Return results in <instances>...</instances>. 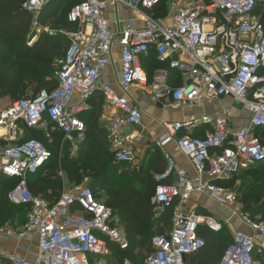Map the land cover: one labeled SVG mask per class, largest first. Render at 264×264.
Returning a JSON list of instances; mask_svg holds the SVG:
<instances>
[{
	"label": "built area",
	"instance_id": "obj_1",
	"mask_svg": "<svg viewBox=\"0 0 264 264\" xmlns=\"http://www.w3.org/2000/svg\"><path fill=\"white\" fill-rule=\"evenodd\" d=\"M51 1L27 0L22 8L36 18ZM163 1L84 0L68 15L77 26L75 31L36 24L30 44L41 35H64L69 46L57 61L55 89H42L0 109V179H19L8 192V200L29 208L20 235H38L34 262L0 253V264H91L90 259L110 253V244L129 250L130 242L118 228L112 209L96 197L89 178L55 202L30 192L28 176L37 174L52 153L44 142L24 137L26 129L40 130L52 144L53 124L64 143L77 146L87 132L81 116L91 110V98L101 93L109 109L112 164H134L136 148L145 139L136 130L144 120L134 100L136 88L148 91L165 110L195 108L227 98L249 114L248 123L238 129H231L228 111L162 122L164 132L157 147L165 150L175 143L196 176L177 168L175 158L166 153L167 169L154 176L153 203L155 219L173 209L171 228L152 237L153 252L143 264H190L191 257L206 247L201 231L221 233L233 220L249 230H235L218 264H264V221L245 211L236 190L217 184L264 163V25L256 14L264 0H168V16L154 18L149 12ZM119 5L131 10L143 26L126 22L116 33L107 13ZM116 43L121 46L122 77L113 86L102 78L113 62ZM152 49L169 68L158 69L150 80L143 60ZM171 70L179 74L180 85H172ZM127 128L133 130L127 132ZM201 128H207L205 137L194 136ZM196 195L210 198L231 216L187 210ZM122 264L134 263L124 258Z\"/></svg>",
	"mask_w": 264,
	"mask_h": 264
},
{
	"label": "trees",
	"instance_id": "obj_2",
	"mask_svg": "<svg viewBox=\"0 0 264 264\" xmlns=\"http://www.w3.org/2000/svg\"><path fill=\"white\" fill-rule=\"evenodd\" d=\"M27 0H0V100L19 95L27 96V90L34 91V95L42 89L53 90L57 86L55 78L56 61L63 55L69 40L64 35L50 37L41 35L38 41L32 46L29 45L34 37L33 16L23 11V4ZM84 0H52L50 4L40 13L39 21L50 18L54 20L55 29H66L75 31L77 26L70 23L68 15L72 8ZM260 5L256 14L259 15ZM68 14L63 15L66 10ZM154 18L162 19L168 16V0L158 6L154 11L149 12ZM264 25V15L262 21ZM62 27V28H60ZM150 80L155 71L160 68H169L157 60V53L152 49L150 55L143 60ZM172 85L181 84L179 74L171 70ZM28 81V84H26ZM91 110L81 116L87 126L86 137L79 144L80 159L78 164L72 166V171L77 174L84 171L87 166L84 161L95 166H99L98 174L87 173L90 178L89 186L99 199L101 193L108 191L107 203L113 205V214L119 215L122 219L130 248L121 251L116 245L110 244V248L115 258L120 263L124 258L131 261L136 260L134 250L144 246L156 233H163L171 227L173 209L166 210L159 219H154L155 205L151 202L156 192L157 183L150 182L151 167L159 173L165 171L160 154H155L150 169H145L137 177L123 175L120 167L112 164L113 154L108 141V131L99 122L103 113L105 101L101 93H96L89 101ZM53 126V124H52ZM53 143L50 144L43 131L26 129L25 140L36 138L44 142L52 153L50 161L35 175L27 178L30 192L34 196L42 195L49 202H55L61 197L63 192V179L58 175V165L54 164L53 149L59 150L63 140V135L58 130L53 131ZM87 150V152H83ZM65 158H62V167L65 165ZM109 164V166H107ZM255 170L253 178L256 187L260 188V199L264 202V163H261L250 170ZM246 171V172H248ZM240 175L234 177L237 179ZM83 173V172H82ZM258 178V179H257ZM227 183L217 182V184L230 187ZM72 181L74 177H72ZM19 183V179L3 177L0 179V227L10 220L16 213H22L24 206L13 205L8 200V192ZM79 184H74L77 186ZM250 186V185H249ZM247 188L248 184L244 183ZM233 188V187H230ZM238 193L240 201L244 204V209H252L251 201H243L242 193L233 188ZM2 193V194H1ZM55 198V199H54ZM54 199V200H53ZM108 206V204H106ZM252 205V206H251ZM109 207V206H108ZM110 208V207H109ZM252 215L260 216L264 221V203L253 208ZM229 230L225 228L221 233H213L209 230H202L201 235L206 241V247L199 254L191 257V263L195 264H218L224 254L228 243ZM151 252L152 246H151Z\"/></svg>",
	"mask_w": 264,
	"mask_h": 264
},
{
	"label": "crops",
	"instance_id": "obj_3",
	"mask_svg": "<svg viewBox=\"0 0 264 264\" xmlns=\"http://www.w3.org/2000/svg\"><path fill=\"white\" fill-rule=\"evenodd\" d=\"M107 15L111 21L112 29L116 33H119L122 30L126 22H132L133 25L138 28L143 26V23L140 21V18L138 19V17L131 10H129L128 8L122 5L111 8L108 11ZM39 17L40 15L35 18V24H38L43 27H50L52 29H55L54 20H51L50 18H46L40 22ZM58 30H66V29H58ZM35 42H37V40ZM33 44L29 43L30 46H32ZM68 46L69 45H67L65 52ZM120 53H121V46L118 43H116L113 47V52H112L113 62L103 73L102 81L106 84L117 86L119 81L121 80L122 66H121ZM133 96H134V100L138 102L144 114L143 126L137 128L136 130L138 132L143 133L145 135V139L136 148V156H137L136 162L134 164H123L121 166H118L120 167V172L123 169H126V170L132 169L134 172L140 173L143 170L148 169L152 161L155 160L154 158L155 154L161 155L160 158L162 159L164 169L166 170L168 167V163L166 159V153H167L175 158L177 168H184L188 171L191 177H195L196 172L194 168L192 167L190 161L185 156H183L177 151L175 143H171L170 145H168L165 148V150L159 149L157 147L156 141L164 132L162 128V122L182 120L188 116H193V115L197 117H202L205 115L215 116V115L224 113V111L229 112V117L231 118V123H230L231 129H238L241 126L246 125L249 120V114L244 112L241 109V107L237 106L233 102V100L227 99V98L222 99L221 101L211 103V104H204L202 106H198L195 108H186V109H180V110H173V109L165 110L163 109L160 103H156L152 100V97L148 91H142L136 88L134 90ZM78 101L79 99L76 98L75 102H78ZM108 114H109V109H107L104 106L103 113L100 116L99 122L106 130L108 129V123L106 121V117ZM51 129H52V132L56 131V129H54L52 124H51ZM132 130L133 129L131 128H127V132H131ZM206 131H207V128L198 129L197 131L194 132V136L203 138L205 137ZM79 144L77 146H79ZM246 171H243V172H246ZM150 172L154 174V176L159 173V171H156L152 167H151ZM174 180H175V175L170 179V182H173ZM70 190L71 188L69 190H66V191L64 190V191L68 192ZM154 196H153V199H154ZM38 197L43 198L42 195ZM218 207L219 206L210 198L205 197V196L196 195L192 198V201L186 207V209L189 211L194 210L197 212L201 210L207 211L206 213H203V214L213 213L216 215L231 216L229 210L224 209L226 212L220 213L217 210ZM25 212L27 214L29 213V208L27 206H24V211L22 213H25ZM19 216H20V213H16L15 215H13V217L10 220H8L4 225L0 227V253H3L7 257H18L21 259H25L29 262H34L36 259L37 250H38V235L35 233H26L24 235H20V233H22L23 231L24 226L15 228V226L13 225L16 223V220L18 219ZM257 218L262 219V217L260 216H257ZM118 228L128 238L124 226L118 225ZM8 229L13 230L14 234L8 235L6 233V230ZM238 229H244L247 231L249 230L246 226L242 225L236 220H233L232 225L228 228V230L231 232L232 239H233V234L235 230H238ZM94 259L95 258L90 259L91 262ZM189 263L192 264L191 259Z\"/></svg>",
	"mask_w": 264,
	"mask_h": 264
},
{
	"label": "rangeland",
	"instance_id": "obj_4",
	"mask_svg": "<svg viewBox=\"0 0 264 264\" xmlns=\"http://www.w3.org/2000/svg\"><path fill=\"white\" fill-rule=\"evenodd\" d=\"M68 9L66 10V12L63 13V15L68 14ZM259 18L262 21V16L264 15V7H261L260 11H259ZM169 14V12H168ZM33 18V30L35 29V17ZM38 41V40H37ZM65 53V50H64ZM61 58H63V55L58 59L60 60ZM57 60V61H58ZM57 61H56V67L57 68ZM26 84H28V81H26ZM29 88V90H27V96L31 97L34 95V91ZM26 98V96L23 95H19V96H15V97H8L5 99L0 100V109L8 107L10 105H12L13 103H15L18 100L24 99ZM162 117V116H160ZM165 118V116H164ZM36 139V138H33ZM58 149V148H57ZM57 149H53V154H54V164L58 165V175L63 179V192L61 193V195L66 191L69 190L70 188L73 187L74 184H82L85 180V178H88L87 173H94L95 175L98 174L99 171V166H95L93 164L87 163L84 161L83 165L87 166L86 169L84 171H79L77 174H75L72 171V166L78 164L79 159H80V147L79 146H73L71 144L68 143H64L63 140L60 144V148L59 150ZM83 152H87V150H83ZM65 158V165H68L69 168H64L62 167V158ZM107 166H109V164H107ZM255 170H251L248 171L246 173H243L241 176H239L237 179H234V181L232 183L229 184L230 187H233L235 189H238V191H240V193H242V198L243 201L246 202L245 207H247L248 202L251 201V204L253 205L252 209H247L245 211L248 212H252L253 208L257 207L258 205H261L262 203H264L261 199H260V188L256 187L255 185V181L256 180H251L254 179L253 177V173ZM121 174L123 175H127V176H134L137 177L139 175V173L134 172L132 169H123L121 171ZM72 177H74L75 181H72ZM90 179V178H89ZM258 179V178H257ZM150 182H154V174L150 173ZM65 183V184H64ZM247 183L248 187L245 188L243 187V184ZM250 185V186H249ZM65 190V191H64ZM2 194V193H1ZM100 201H102L105 204H108V206L110 207V209L113 210V205L107 203L108 201V191H104L103 193H101L100 197H99ZM151 202L153 203V198L151 200ZM251 205V206H252ZM220 213L226 212L224 209H222L221 207H218L217 209ZM207 211H199L198 213H206ZM116 216L115 219L118 223L119 226H124L122 219L120 218L119 215L115 214ZM27 216L28 214L25 213H20V216L18 217V219L16 220V223L13 224L15 226V228L18 227H22L26 224L27 222ZM155 219V218H154ZM17 230V229H16ZM228 243H230L231 241V232H228ZM151 246H150V241L144 246V248L141 247H137L134 250V257L136 258V260L132 261L134 264H143L146 259L151 255ZM91 264H122V262L120 263L119 261H117V259L115 258V255L113 254V251L111 250L110 253L104 257H96L94 260H92Z\"/></svg>",
	"mask_w": 264,
	"mask_h": 264
}]
</instances>
